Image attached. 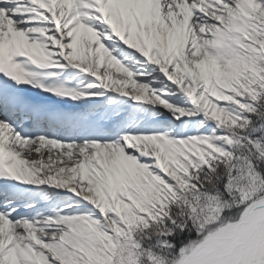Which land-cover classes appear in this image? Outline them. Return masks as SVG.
I'll list each match as a JSON object with an SVG mask.
<instances>
[{
  "label": "snow or ice",
  "instance_id": "1",
  "mask_svg": "<svg viewBox=\"0 0 264 264\" xmlns=\"http://www.w3.org/2000/svg\"><path fill=\"white\" fill-rule=\"evenodd\" d=\"M0 264H264V0H0Z\"/></svg>",
  "mask_w": 264,
  "mask_h": 264
}]
</instances>
